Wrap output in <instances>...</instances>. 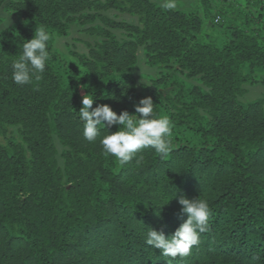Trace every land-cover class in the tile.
<instances>
[{
  "label": "trees",
  "instance_id": "1",
  "mask_svg": "<svg viewBox=\"0 0 264 264\" xmlns=\"http://www.w3.org/2000/svg\"><path fill=\"white\" fill-rule=\"evenodd\" d=\"M201 4L203 18L149 0H0L19 18L0 31V264H264V102H241L264 72V0H246L254 12L231 7L230 18ZM111 10L137 25L100 14ZM96 20L127 39L90 27L102 40L69 64L56 39ZM209 20L218 38L204 32ZM40 26L51 59L40 79L17 85L12 62ZM139 48L164 70L153 90H139L131 73ZM193 79L201 85L185 82ZM91 92L93 107L118 115L151 97L172 121L171 152L141 149L120 165L99 142L118 129L106 122L86 141L78 112ZM181 196L207 199L209 228L188 256L172 258L145 240L149 228L167 237L187 218Z\"/></svg>",
  "mask_w": 264,
  "mask_h": 264
},
{
  "label": "clouds",
  "instance_id": "2",
  "mask_svg": "<svg viewBox=\"0 0 264 264\" xmlns=\"http://www.w3.org/2000/svg\"><path fill=\"white\" fill-rule=\"evenodd\" d=\"M160 7L174 10L177 0H160ZM50 40L49 31L45 26H40L35 28L33 38L22 44L21 54L12 62V79L15 84L28 85L33 79L41 78L51 59L48 45ZM94 99L92 92L91 95L82 96L79 119L83 122V137L88 142H96L100 137V126L104 127L102 122H106L108 127L118 126L115 132L107 131L106 135L100 137L99 142L105 155L114 156L120 165H124L141 149L152 148L161 156H167L171 152L172 121L166 115H157L151 97L142 98L134 106V114L125 110L119 115L106 104L93 107ZM178 203L187 218L174 233L166 237L162 231L149 228L145 240L148 246L158 249L163 256L172 258L188 256L192 248L199 245L200 234L209 228L210 208L207 199L181 196Z\"/></svg>",
  "mask_w": 264,
  "mask_h": 264
},
{
  "label": "rangeland",
  "instance_id": "3",
  "mask_svg": "<svg viewBox=\"0 0 264 264\" xmlns=\"http://www.w3.org/2000/svg\"><path fill=\"white\" fill-rule=\"evenodd\" d=\"M149 1L160 7V0ZM201 1L202 0H177V7L172 11L187 14H196L203 18V7ZM206 1L208 2V8L213 14L212 16H217L218 11L221 10L225 11L228 14L227 17L230 18L232 12L231 7L235 8V10L240 11H255L253 7L246 5V0ZM100 14L113 22H124L130 25H137V17L132 15L120 14L113 10L101 12ZM18 21L19 18L15 14L0 9V31L16 25ZM225 21L226 18L221 17L218 23L223 24ZM211 22V20L205 21L204 32L211 34L214 38H218L222 33V29L217 26V23H215V21L213 22V24H215L214 26H212ZM94 26H99L108 30L118 40L127 39L126 33L123 30L109 29L108 27L104 26V24L99 20H96L92 25L83 26L81 24H73L70 26L67 36L56 39L54 45L58 53H60L69 64L77 66V60L74 55H87L88 45L93 46L102 40L101 37L91 35L86 31L88 28ZM162 72H164V70H161L159 68H151L147 65L143 48H139L137 50V62L131 73L136 80V84L139 90H143L144 88H150L152 90L155 89L153 84L160 77V74H162ZM255 75L256 77H258L259 81L254 85L245 86L247 93L241 99V102L243 103H249L255 100H262L264 102V72H262L261 70L256 71ZM185 82L190 85H201L195 79L185 80ZM55 146L58 152L62 151V147L57 141H55Z\"/></svg>",
  "mask_w": 264,
  "mask_h": 264
}]
</instances>
